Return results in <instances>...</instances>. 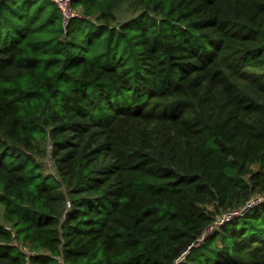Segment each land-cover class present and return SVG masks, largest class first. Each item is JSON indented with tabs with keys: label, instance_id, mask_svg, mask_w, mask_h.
<instances>
[{
	"label": "trees",
	"instance_id": "1",
	"mask_svg": "<svg viewBox=\"0 0 264 264\" xmlns=\"http://www.w3.org/2000/svg\"><path fill=\"white\" fill-rule=\"evenodd\" d=\"M71 7L0 0V264H264V0Z\"/></svg>",
	"mask_w": 264,
	"mask_h": 264
},
{
	"label": "built area",
	"instance_id": "2",
	"mask_svg": "<svg viewBox=\"0 0 264 264\" xmlns=\"http://www.w3.org/2000/svg\"><path fill=\"white\" fill-rule=\"evenodd\" d=\"M71 1L72 0H56V3L59 9L61 10L63 17H64V21L66 23L71 17L77 15L76 11H74V9H72L71 7ZM261 200H262V196L254 195L240 208H237L235 210L225 212V213L218 215L215 221L211 225L208 226L205 234L211 232L215 227H219L227 223L228 221L232 220L233 218L243 215L244 213L252 209V207L259 204Z\"/></svg>",
	"mask_w": 264,
	"mask_h": 264
},
{
	"label": "rangeland",
	"instance_id": "3",
	"mask_svg": "<svg viewBox=\"0 0 264 264\" xmlns=\"http://www.w3.org/2000/svg\"><path fill=\"white\" fill-rule=\"evenodd\" d=\"M130 14H131V12H124L123 14H122V17H130ZM51 166V161L48 159V161L46 162V167L49 169V167ZM51 169V168H50ZM50 169H49V171H50ZM258 196V195H257ZM0 223L1 224H6L5 223V219H4V216H3V207L0 205ZM15 244H17L18 246H21V244H19V243H15ZM21 248L25 251V252H27L28 251V249L27 248H24V247H22L21 246Z\"/></svg>",
	"mask_w": 264,
	"mask_h": 264
},
{
	"label": "water",
	"instance_id": "4",
	"mask_svg": "<svg viewBox=\"0 0 264 264\" xmlns=\"http://www.w3.org/2000/svg\"><path fill=\"white\" fill-rule=\"evenodd\" d=\"M52 1H55L56 2V0H52Z\"/></svg>",
	"mask_w": 264,
	"mask_h": 264
}]
</instances>
